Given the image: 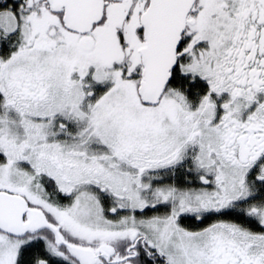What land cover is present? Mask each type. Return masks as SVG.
Returning a JSON list of instances; mask_svg holds the SVG:
<instances>
[{"label": "snow or ice", "instance_id": "snow-or-ice-1", "mask_svg": "<svg viewBox=\"0 0 264 264\" xmlns=\"http://www.w3.org/2000/svg\"><path fill=\"white\" fill-rule=\"evenodd\" d=\"M0 264H264V0H0Z\"/></svg>", "mask_w": 264, "mask_h": 264}]
</instances>
